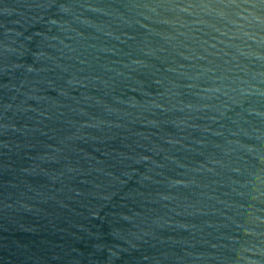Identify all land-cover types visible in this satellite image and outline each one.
Segmentation results:
<instances>
[{
	"label": "water",
	"instance_id": "95a60500",
	"mask_svg": "<svg viewBox=\"0 0 264 264\" xmlns=\"http://www.w3.org/2000/svg\"><path fill=\"white\" fill-rule=\"evenodd\" d=\"M0 264H264V0H0Z\"/></svg>",
	"mask_w": 264,
	"mask_h": 264
}]
</instances>
